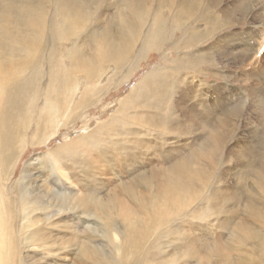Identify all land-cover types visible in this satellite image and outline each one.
Here are the masks:
<instances>
[{"label":"bare ground","instance_id":"6f19581e","mask_svg":"<svg viewBox=\"0 0 264 264\" xmlns=\"http://www.w3.org/2000/svg\"><path fill=\"white\" fill-rule=\"evenodd\" d=\"M209 12V5L206 4L204 6L202 0H0V172L6 174L10 165L14 163V161H18V153L21 152L18 150L19 141L22 139L21 127L23 123L26 122V116H28L29 112L32 114L33 108L36 106L34 104L36 101L35 92L37 89L43 88L42 83L44 77H47V79L45 78L46 83L44 85L46 89L43 91L44 98L42 100L46 109H43L39 113L37 121L42 120L46 124L40 128V123L38 122L34 128L36 131H40V136L46 138L49 134V130L54 128L51 127V124L58 122L60 115H64L61 113V108H63L62 105L70 103L74 98V93L76 92L74 87H76L78 78L80 79V77H78L80 74H82L84 80L87 81L86 84H89L88 82L96 78V74L98 71H101L105 64L111 63V70L113 73L105 84L108 82H110V84L116 82L122 83L121 81L124 80L125 77H128L126 76V72L129 70V65L131 63L129 60H126V58L129 57L128 55L131 54L132 51H134L132 59L138 61L139 57L142 59L144 53L150 50H157L158 52V50L165 45V42L171 41V48L176 52V59L167 63H172L173 67L171 66L172 68H168V65H161L151 69V71L134 86L135 88L130 91L131 94L128 95L129 97L123 100L119 105L125 108L121 114L137 106L142 109V114L139 113L141 110L138 109L140 110H137L138 115L131 120L143 121L145 124H149L151 127L154 126L158 130L159 128H165L166 133L170 136L177 135V137H184V140L182 143L175 141L170 144V147L164 149L159 156L160 159L158 160L157 158V161L160 163L159 165H144L143 167L146 168L139 169L137 171L138 182L133 179L134 181H130L128 185H120V187L127 192L129 197V201L125 200L126 203L124 204L122 203L123 201H118L114 204L113 199V203L111 204V199H109L110 197L108 198V195H106V198H104V196L98 198V195L92 191L93 185H91V183L93 181L87 180L83 185L77 187L82 196L79 207L80 205L83 207L87 206L90 209L91 207L97 208L99 206L98 209L101 210L103 217L108 221L111 216L112 205L113 212L117 213V215L126 222V229L124 232L111 231L116 242L115 252L120 258L123 257L121 243L125 244L127 242L128 246L133 245V233L136 232L138 233L137 235L144 233L150 226V224L148 226V218L162 215L161 217H163L164 221H166L164 219L165 217H167V221L169 219L173 220L169 218L172 213L178 214L180 209H184L182 207L189 206V204L196 201L202 194V190H205L204 187H206L205 185L208 178L211 176V169L214 165L213 161L216 157V151H218L219 147L220 150H222V146L226 145V142L230 140L231 133L228 134V132L233 131L234 126L229 116L233 117L235 115L233 112L235 111H232V114L223 111L224 115L222 114L221 117L216 116L215 112L211 113L210 109L207 107L205 98L198 95L201 99L196 102L193 101L196 94L195 85L190 84V82L186 83V81V84L184 86L182 85V88L178 87L181 83L180 81L183 80L184 82L183 78L185 77L183 76L187 74V71L184 75L182 74L184 69L193 71L195 66H201L202 64L204 65V63L210 65L211 48L197 53L196 56L191 49L194 45L205 41L208 37L210 38V36H213L215 32L230 27L234 23L239 24L243 21H248L244 17V20L240 19L242 14L240 13L241 9L239 6L230 12L220 9H215L212 15ZM252 20L256 22L254 18H252ZM194 21H196L197 24L195 26L193 25ZM199 27L202 28L199 29ZM259 29L257 30V39L261 41L264 39V27ZM175 32H179L176 41L173 40ZM232 38L233 37L228 36L227 41H234ZM60 43H67V49H65L64 52H59L57 49ZM133 47H136V49H133ZM45 49L48 51H45ZM180 54L182 56H180ZM246 58L247 56H244L242 61ZM61 60H65L66 64L63 65L66 68L61 67ZM176 66L177 69H174ZM59 68L62 70L61 74L58 73ZM75 71L80 74L76 75L74 78L72 73L75 74ZM193 72L195 74L200 73L199 70ZM251 74H254V72ZM51 83H54V85H51ZM68 83H71L72 86L68 87ZM120 83H118L117 86L120 85ZM109 85L104 86V88H107ZM51 86L55 88V92L52 94H50L49 91ZM59 87L62 90L64 87H68L67 92L69 98L63 101L61 100V102L57 95ZM177 88H179L180 91L177 92ZM97 95L98 93L96 91L91 92L82 99L81 103L74 104L75 109L78 111L74 112L75 114L72 117L69 115V119L66 118L64 125H67L69 121L73 122L75 119L79 118L80 115H78V113L87 108L89 104H92L93 99H95ZM81 106L83 107L79 109L78 107ZM164 111L166 114L164 113L163 115L162 112ZM256 111L258 112V110ZM260 111H262V109L259 110V112ZM237 112L236 114L240 115V112ZM41 114H44L43 117ZM245 114L246 112H244V115ZM133 115L135 116V114ZM240 116H242V114ZM259 116H261V112ZM115 123L121 126L125 122L119 123L117 116L112 117L107 123L102 124L79 139V141L83 143V146L85 144L87 147L95 148L96 158H98L103 165L105 163L109 166L110 161L114 157L112 150L120 151L123 150L124 147L126 149L131 148L130 145L134 144L133 142L123 144L122 139L111 142V144H100L97 137L103 135L107 136L109 134L114 136L121 135L122 132L115 129V127H117L114 126ZM249 125L251 124L249 123ZM113 130L115 132H112ZM136 131H126V135H130L133 138H137L138 136L141 137L140 133ZM144 136L146 137V135ZM171 140H173V138ZM188 141H190V143H187ZM76 142H78L77 139L53 151L51 153L52 159L56 163L61 161L66 162L67 160L74 163L73 160L77 151L76 147L78 146ZM144 143L147 144V142ZM245 143L244 146L242 145V147L245 148L234 152L233 149L224 150V155L228 160L230 158L232 159V157H237V160L235 159L236 165L240 168V170L238 169L239 173L237 175L244 172V181H248L247 184L243 185L241 181V189L239 192L236 190L237 186L233 187L234 189L227 186L217 188L218 190H213L214 192H210L209 195L205 197H203L205 194L202 195L203 200L201 201L203 202L199 204V206L206 203V207L207 205H211L217 211L219 209L221 212H227L229 215L225 217L223 222L229 227L228 230L232 232V236H237L236 239H238V241H235L237 242V250L242 249L240 247L242 245L245 247L249 245L252 249L251 251L254 250L257 252L259 251L258 247L260 248L259 242L263 239H261V233H259L261 231H257L255 227H264V205L258 200V194H256V192L259 191V194L264 196V147L261 146L260 148H256V145H254L256 146L254 147L249 142ZM259 143L264 144V140H261ZM141 144L142 142H140V145ZM66 145H68L67 149ZM235 147H238V144ZM137 148H139V144ZM77 149L79 148L77 147ZM153 152L157 151L153 150ZM77 153L76 157H78ZM119 154L120 153L117 155L120 156ZM43 158L44 156L42 159ZM82 161L83 159L81 162ZM34 162L35 160H32L25 164L22 170V178L24 175H28V173L31 172L30 170L34 171V169H32ZM204 164H206V166ZM13 166L14 164L12 167ZM63 170L65 171V177L69 176L75 184L76 180H80V175L87 179L91 177L89 174L87 175L88 172L90 173L91 168L89 169L90 171L86 173L81 165H79V171L72 166H65ZM11 172L12 171L9 170V173L6 174L8 175V179L11 176ZM60 173H62V171H60ZM41 176L40 171L29 173V178L35 177V182L36 179H39ZM55 180L61 183L65 191H67V193H65L66 198L72 199L79 196L78 191L70 186L66 187V182H63L59 176H57ZM110 183L107 182V185L109 186ZM15 195V200L19 208V219L22 223L21 226L25 224L27 229L37 224V218L41 215L38 214V216L33 217L29 208L31 207V209L35 211V209H37L36 207L40 206L39 204H41V201L37 200L33 192L24 194L19 188ZM99 203H102V205ZM13 204L15 205V203ZM74 204L77 206L76 203ZM197 206L195 205V207ZM71 207L69 208L68 206L67 208L71 209ZM131 210H135L138 214L137 219L133 218L134 221L130 218L132 213ZM193 210L197 209L194 208ZM43 211L46 210L44 209ZM212 211L213 210H211V212ZM60 213H62V211H57V213H53L52 215H59ZM193 214L194 213H192V217ZM52 215H42L44 219L41 221L49 220ZM184 216L181 215V218L183 219ZM173 217H177L176 220L179 221L178 218L180 215L179 217L178 215ZM155 219L154 217L153 223ZM170 220L169 223H171V226L173 222H170ZM183 220L181 223L184 222ZM155 222L159 223L158 220ZM163 222H160L161 226L164 225ZM0 225L2 226L1 223ZM110 226L113 227L112 225ZM110 226L109 228H111ZM115 226L114 229L116 228ZM163 227L158 233L161 231L164 232V230H162ZM157 229L159 230V227ZM157 229L155 228V230ZM117 230H119V228ZM154 233H156V231H154ZM189 243L185 244L182 242L183 251L178 256L180 259L191 258L193 255H197L199 260L202 258V255H204L203 258L207 260L211 257H218L222 253L218 248H211L210 246H203L198 252H194V249L190 248ZM256 247L258 250L255 249ZM262 248L264 249L263 246H261L260 249ZM136 249H139L138 252H140V249L142 250L143 247L138 248L137 246ZM130 250H132V247H130ZM146 250L149 251L148 248ZM195 250H197L196 247ZM207 251L209 252L208 254H206ZM134 252L132 253L138 256L139 253L137 251ZM141 254L145 256L147 253L145 254L142 252ZM125 255L130 257L129 253H125ZM261 255L264 257V253ZM203 258L198 261L199 264H208V261H203ZM138 259L141 260V257ZM144 259L143 257V260ZM143 260H141V264ZM170 260L172 259L170 258ZM153 261L154 260H152V262ZM145 262L147 264L150 261L146 260ZM259 262L260 264L263 263L261 261ZM174 263L176 262L174 261ZM165 264L169 263L165 262ZM177 264L179 263L177 262Z\"/></svg>","mask_w":264,"mask_h":264},{"label":"rangeland","instance_id":"374dc122","mask_svg":"<svg viewBox=\"0 0 264 264\" xmlns=\"http://www.w3.org/2000/svg\"><path fill=\"white\" fill-rule=\"evenodd\" d=\"M202 1L204 3V6L206 4L209 5V13L211 15L215 9L226 10V12H230L231 10H234V8L239 6V8L241 9L240 13L242 14V17H240V19L244 20V18H246L248 21H243L239 24L234 23L230 27L223 28L220 31L215 32L213 36H210V38L208 37L205 41L199 42V44L197 43L196 45H194L191 49L196 56L197 53H201L205 49L211 48L212 52L210 51V65L204 63V65L202 64L201 66H195L196 68L194 67L193 71L199 70V74H195L192 70L190 71L188 69H184L182 71V74L184 75L186 71L187 74H185V76L182 75L183 77H185L183 78L184 82L182 80L178 85L179 88H182L188 82H190V84L192 85H195L196 94L193 101L196 102L200 100V97L205 98L207 107L210 109L211 113L215 112L216 116L221 117L223 111L228 114H232V111H235L233 112L235 113L233 117L229 116L232 119V123L234 125L233 131L228 132V134L231 133L230 140L226 142V145L222 146V150H220L219 147L218 151H216V157L213 161L214 165L211 169V176H209L208 181L205 185L206 187H204L205 190H202V194L200 195L201 199L200 197H198V201H194L193 203H191L192 205L189 204V206L187 205L182 207L184 209H180V214L171 212L173 215L169 214L171 217L168 215L169 218L173 219H169L170 222H173L171 226L169 220L167 221L166 219L167 217L164 218L166 220L164 221L163 217H161L162 215H160L159 217L152 216V218H148V226L149 224L150 226L146 229V231L144 233H141L142 235H137L138 233L136 232L133 233L132 237L134 239V243L136 242L135 244L133 243V245L128 246L127 242L125 244L121 243L123 255V257L121 258L115 252L116 242L114 237L112 236L111 231L115 230L120 233L124 232L126 229V222L121 219L117 215V213L113 212V206L111 205L112 211L110 219L108 221L103 217L101 210L98 209L99 206L97 208L91 207L90 209L87 206L83 207L80 205L79 207V202L81 203L82 196L79 193V188L77 186L83 185V183L87 180L93 181L91 183V185H93L92 191L98 195V198H102L103 196L104 198H106V195H108V198L110 197L109 199H111V204L113 203V201L114 204L118 201H123V204L126 203L125 200L129 201V197L127 192L123 188H121L120 185H128L130 181L134 180L138 182L137 171L139 169L146 168L143 167L144 165H159L160 163L157 161V158L158 160L160 159L159 156L161 155V152L164 149H167V147H170L171 143H174L175 141L182 143V141L184 140V137H177V135L170 136L166 133L165 128H159L158 130L154 126L151 127L149 124H145L143 121L139 122L136 120H131L134 119L136 115H138V111L141 110L139 113L142 114V109L138 108L137 106H134L132 109L128 111L126 110V112L124 111L121 114V112L125 108L119 105L123 100L129 97L128 95L131 94L130 91L135 88L134 86H136L146 76V74L151 71V69L161 65H168V68L173 67L172 63H167L176 59V52L171 48V41L165 42V45H163L164 47L162 46L161 48L162 50L160 49L158 50V52L157 50H150L144 53L142 55V59L139 57L138 61L132 59L134 55V51H132V56L131 54H129V57L126 58V60H129V62L131 63L129 65L130 71L127 70L126 72V76H128V79L125 77V79L121 81L122 83L118 82L120 83V85L118 86L117 82L113 84H110V82H108L107 84H105L107 79L110 78L112 76L111 74L113 73L111 70V63L105 64V66L102 67L101 71H98L99 74H96V78L88 82L89 84H86L87 81L84 80L82 74L79 73V75L76 71L75 74L72 73L74 78L76 77V75H79L78 77H80V79L78 78L76 87H74L76 89L74 98L70 103L62 105L63 108H61V113L62 115H64H60L58 122L51 124V127L54 128L49 130V134L46 138L44 136H40V131H36L34 128V126L38 124V122L40 123V128L41 126L43 127V125L46 124L42 120L37 121L39 113L43 109H46V106L43 105L42 100L44 98L43 91L44 89H46V86L44 84L46 83L47 79V77H44V81L42 80L43 83L41 82L43 88H39L35 92L36 101L34 102V104L36 106H34L32 114L29 112L28 116H26L27 120L25 119L26 122L23 123L21 127L22 139H20L19 141L18 149L21 151L19 152L21 154L18 153V161H14V163L10 165L7 172L9 173V170L12 171L9 179L7 177L8 175H6L7 173L2 174V172H0V223L2 224V226L0 225V264H117V262L118 264H141V260H143V257L145 259L142 261V264H146V260L150 261L147 264H165V262L169 264H177V262L179 264H199L198 261L202 259L204 255H202V258H200L199 260L197 255H193L191 258L185 259H180L178 257L179 254H181L183 251L182 242L185 244L190 242L189 246L190 248L194 249V252H198V250L203 246L218 248L220 251H222V253L218 257H211L207 260L203 258V261H208V264H260L259 261L263 262L262 264H264V257L261 255L262 253H264V249L262 248L263 251L262 249H260L261 246L264 247V227H255L257 231H261L259 233H261V239H263L259 242V251H251L252 249L249 245L246 247L242 245L240 246L242 249L237 250V242H235L238 241V239H236L237 236H232V232L228 230L229 227H227V224L225 225L223 222L225 217H227L229 214L227 212H221L219 209L217 211L211 205H207L206 207V203H203L202 206L200 205L201 209L199 206V204H202L203 202L201 201L203 200V197L209 195L210 192L218 190L217 188H222L223 186L233 188L237 186L236 190L239 192L241 189V181L243 185H246L248 182L244 181V172H242L240 175H237L239 173L238 169L240 170L239 166L236 165L237 157H232V159L230 158L229 160L226 159L224 150L233 149L234 152L239 149H243L245 147H242V145L244 146L245 142H249L253 146L256 145L257 147L254 146L256 148H260L261 146L264 147V144L259 143L261 142V140H264V39L261 41L257 39V30L264 27V0ZM254 14L258 16H255ZM252 18H254L256 22H259H254ZM249 19H251L252 21ZM193 25H197L196 21H194ZM200 28L202 27H199V29ZM174 35L175 37L173 38V40L176 41L179 32H175ZM228 36L233 37L232 39L234 41L228 42ZM58 45L57 49L59 50V52H64V50L67 49V43H60ZM133 49H136V47H133ZM45 51L48 50L45 49ZM180 56L182 55L180 54ZM244 56H247V58L242 61ZM129 58L132 60H130ZM60 63L62 64L61 67L66 68L64 66L66 64L65 60H61ZM174 69H177V66ZM189 71L191 73H194L195 75L191 74ZM252 72H254V74H251ZM58 73H62L61 68L58 69ZM189 75L193 79H191ZM51 85H54V83H51ZM106 85L109 86L107 88H104V86ZM67 86L71 87L72 84L68 83ZM68 87H64L63 90L60 87L58 88L57 95L60 99V102L61 100L63 101L64 99L69 98L67 92ZM179 88L176 89L177 92L180 91ZM49 91L50 94H52L53 92H55V88L51 86ZM94 91H96L98 95L95 99H93L92 104H89L87 108L81 110L82 112L78 113V115H80L79 118L75 119L73 122L69 121L67 125H64L66 118L69 119V115H71L72 117L75 114L74 112L78 111L75 109L74 104L81 103L82 99L86 95ZM198 95L200 97H198ZM82 107L83 106L78 108L80 109ZM261 109L263 111H260L262 117L259 116V110ZM256 110H258L259 113ZM236 112H240V115L242 114V116L244 115V112H246V114L243 116V118L242 116L237 115ZM256 112L258 115L256 114ZM164 113L166 114L165 111L162 112L163 115ZM133 114H135V116ZM43 115L44 114H41L42 117ZM115 116H117L119 123L125 122L121 126L117 125L116 123L114 125L117 126L115 127L116 130L118 129L119 132H122L121 135L114 136L109 134L107 136L103 135L97 137L100 141V144H111V142H116L120 139L123 140V144L127 142L128 144L130 142H133L134 144L130 145L131 148L126 149L124 147L123 150H127L126 152L123 150H112L114 157L110 161L109 166L105 163L104 166L103 164H101L99 159L96 158L95 148L87 147L85 144L83 146V143H81L79 139L86 136L89 132L98 128L102 124L107 123L110 119H112V117ZM249 123L251 125H249ZM131 130H137L136 132H139L141 137L138 136L137 138H133L130 135H126V131ZM112 132L115 131L113 130ZM144 135H146V137ZM172 138L173 140H171ZM76 139L78 140L76 144H78L77 147L79 149H77L76 147L78 153L75 150L78 156L76 157L75 153V158L73 160L75 164L70 162L69 160H67L66 162L61 161L59 163H56L52 159L51 153L59 147H62L65 144H68ZM146 140H148L149 142ZM139 141L142 142L141 145ZM143 141L147 142V144H145ZM187 143H190V141H188ZM138 144L139 148H137ZM237 144L238 147H235ZM67 148L68 145H66V149ZM153 150L157 152H153ZM118 153H120V156L117 155ZM219 154L222 157H220ZM41 156H44V158L42 159ZM81 158L83 159L82 162ZM32 160H35L32 165V169H34V171L30 170L31 172L29 173L40 171L42 175L39 179H36V182L34 181L35 177L29 178V173L28 175H24L22 178V170L25 164L28 161ZM76 163L77 165L79 163V165H81L86 173L87 171H90L89 169L91 168V174L89 172L87 173V175L89 174L91 177L87 179L84 176L82 177L80 175V180H76V184L78 185H76L75 182L69 178V176L65 177V171L63 170L65 166H72L74 169L79 171V165L77 166ZM13 164L14 166L12 167ZM204 165L206 166V164ZM58 169L62 171V173H60ZM92 171L94 175L92 174ZM57 176H59V178H61L63 182H66V187L70 186L71 188H74L76 191H78L79 196L72 199L66 198L65 193H67V191H65L61 183L55 180ZM107 182H111L109 186H111L112 188L107 185ZM12 186L15 188H13ZM18 188L24 194L33 192L37 200L41 201V204H39L41 207L37 206V209H35V211L34 209H31V207L29 208V210L33 214V217L38 216V214L41 215L37 218V224L29 227L30 229H26L25 224L21 226L22 223L19 219L20 214L18 203L15 200V193L18 191ZM256 194H258V200L264 205V196L260 195L259 191H257ZM202 195L204 196L202 197ZM72 202L76 203L77 206ZM13 203H15V205ZM67 205L69 206V208L72 206L71 209L67 208ZM100 205H102V203ZM195 205L198 206L195 207ZM194 208L197 210H193ZM44 209L46 211H43ZM211 210L213 211L211 212ZM57 211H62V213H60L59 215H52L53 213H57ZM131 211L132 216L130 215V218L132 221H134L133 218L137 219L138 214L135 210ZM192 213L195 214H193V217ZM44 214H50L52 215V217L49 220L41 221L44 219V217H42V215ZM174 214L176 216L178 215V217L180 215V217L178 218L179 221L176 220L177 217H173L175 216ZM181 215L186 216L183 217L184 220L181 218ZM154 217L156 219L153 223L152 221ZM156 220H158V222L161 220V223L164 221L165 223L163 222V224L165 226H161L160 222L159 225V223L155 222ZM182 220L184 222L181 223ZM110 225H112L113 227H111ZM109 226L111 228H109ZM114 226L116 227L115 229ZM157 226L159 227V230L157 229ZM160 226L161 228L163 226L165 227V229L164 227L162 229L164 230V232L161 231L163 234L161 232L158 233V231L161 230ZM118 228L119 230H117ZM155 228L157 230H155ZM170 228L172 233L170 231ZM21 231L24 233H22ZM154 231H156V233H154ZM137 246L138 248H146L144 249V251L143 249H140V252H138L139 249H136ZM130 247H132V250H130ZM195 247L197 250H195ZM147 248L149 249V251L146 250ZM255 249L258 250L257 247ZM134 251H137L139 253L138 256L137 254L132 253ZM142 252L145 254L147 253V256L145 254V256H143V254H141ZM125 253H129L130 257H128V255H125ZM208 253L209 252L207 251L206 254ZM140 257L141 260L138 259ZM170 258L172 260H170ZM152 260L154 261L152 262ZM174 261L176 263H174Z\"/></svg>","mask_w":264,"mask_h":264}]
</instances>
